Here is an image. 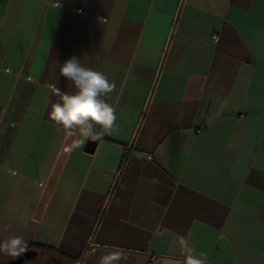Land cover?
Instances as JSON below:
<instances>
[{
    "label": "crops",
    "instance_id": "crops-1",
    "mask_svg": "<svg viewBox=\"0 0 264 264\" xmlns=\"http://www.w3.org/2000/svg\"><path fill=\"white\" fill-rule=\"evenodd\" d=\"M73 56L116 84L93 154L49 115ZM0 226L77 264H264V0H0Z\"/></svg>",
    "mask_w": 264,
    "mask_h": 264
},
{
    "label": "clouds",
    "instance_id": "clouds-1",
    "mask_svg": "<svg viewBox=\"0 0 264 264\" xmlns=\"http://www.w3.org/2000/svg\"><path fill=\"white\" fill-rule=\"evenodd\" d=\"M56 6H59L58 3ZM58 70L75 91L69 94L61 91L56 83L48 85L59 97L51 106L50 119L66 130L70 137L75 133H79L81 137L68 145L65 151L70 154L75 149L83 148L86 141H99L105 135L118 131L116 110L103 98L115 91V82L110 81L104 73L84 66L75 56L64 61ZM0 231H7V226H0ZM179 243L184 264H208L207 254H197L187 239L181 238ZM27 250V240L21 235L0 239V253L18 258ZM128 260L129 256L125 250H113L102 253L97 264H127Z\"/></svg>",
    "mask_w": 264,
    "mask_h": 264
},
{
    "label": "flooded vegetation",
    "instance_id": "flooded-vegetation-1",
    "mask_svg": "<svg viewBox=\"0 0 264 264\" xmlns=\"http://www.w3.org/2000/svg\"><path fill=\"white\" fill-rule=\"evenodd\" d=\"M5 254L1 253L0 258L4 257ZM47 258V261L42 264H49L48 262H53L55 264H62L59 258L55 257L52 254H44L40 253L35 250H27L25 253H23L20 257L18 258H11L8 261H4L3 263L0 262V264H11L12 262L19 261V264H41L40 259L42 258Z\"/></svg>",
    "mask_w": 264,
    "mask_h": 264
},
{
    "label": "trees",
    "instance_id": "trees-1",
    "mask_svg": "<svg viewBox=\"0 0 264 264\" xmlns=\"http://www.w3.org/2000/svg\"><path fill=\"white\" fill-rule=\"evenodd\" d=\"M29 250H35V251H38V252L44 253V254L57 255V253H55L52 249H50L48 247H43V246H32L28 249V251ZM59 257L64 259L66 261V263H68V264H77V260H75V259H71V258L61 256V255H59Z\"/></svg>",
    "mask_w": 264,
    "mask_h": 264
},
{
    "label": "water",
    "instance_id": "water-1",
    "mask_svg": "<svg viewBox=\"0 0 264 264\" xmlns=\"http://www.w3.org/2000/svg\"><path fill=\"white\" fill-rule=\"evenodd\" d=\"M95 148H96V142H94V141H88L86 143L85 148H84V152L87 153V154H93L94 151H95ZM19 263H20V260L19 261L12 262L11 264H19Z\"/></svg>",
    "mask_w": 264,
    "mask_h": 264
},
{
    "label": "rangeland",
    "instance_id": "rangeland-1",
    "mask_svg": "<svg viewBox=\"0 0 264 264\" xmlns=\"http://www.w3.org/2000/svg\"><path fill=\"white\" fill-rule=\"evenodd\" d=\"M12 257L11 256H8V255H4V257L0 258V262L3 263L4 261H8L9 259H11ZM60 261H62V259H59ZM47 261V258H42L40 259V262L41 264L42 263H45ZM63 263L62 264H66L65 261H62ZM49 264H55V263H51V262H48Z\"/></svg>",
    "mask_w": 264,
    "mask_h": 264
},
{
    "label": "built area",
    "instance_id": "built-area-1",
    "mask_svg": "<svg viewBox=\"0 0 264 264\" xmlns=\"http://www.w3.org/2000/svg\"><path fill=\"white\" fill-rule=\"evenodd\" d=\"M212 40H213V41H215V40H216V37H215V36H214V37H212ZM150 158H151V157H149V159H150Z\"/></svg>",
    "mask_w": 264,
    "mask_h": 264
}]
</instances>
